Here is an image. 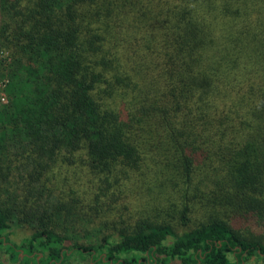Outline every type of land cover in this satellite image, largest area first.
I'll use <instances>...</instances> for the list:
<instances>
[{
  "label": "trees",
  "instance_id": "obj_1",
  "mask_svg": "<svg viewBox=\"0 0 264 264\" xmlns=\"http://www.w3.org/2000/svg\"><path fill=\"white\" fill-rule=\"evenodd\" d=\"M0 79L7 264H264V0H0Z\"/></svg>",
  "mask_w": 264,
  "mask_h": 264
},
{
  "label": "rangeland",
  "instance_id": "obj_2",
  "mask_svg": "<svg viewBox=\"0 0 264 264\" xmlns=\"http://www.w3.org/2000/svg\"><path fill=\"white\" fill-rule=\"evenodd\" d=\"M3 82L4 80L0 79V97L1 92L3 91ZM10 238L16 243H20L21 240L27 237V230L24 227H15L10 229L9 232ZM8 262L5 259V256L0 252V264H7Z\"/></svg>",
  "mask_w": 264,
  "mask_h": 264
},
{
  "label": "built area",
  "instance_id": "obj_3",
  "mask_svg": "<svg viewBox=\"0 0 264 264\" xmlns=\"http://www.w3.org/2000/svg\"><path fill=\"white\" fill-rule=\"evenodd\" d=\"M3 87H4V84H3ZM1 95L2 96L0 97V104H5L7 100H6V96L3 91L1 92Z\"/></svg>",
  "mask_w": 264,
  "mask_h": 264
}]
</instances>
